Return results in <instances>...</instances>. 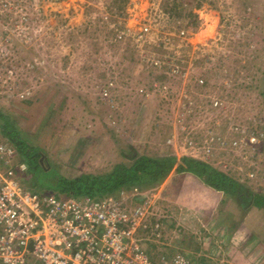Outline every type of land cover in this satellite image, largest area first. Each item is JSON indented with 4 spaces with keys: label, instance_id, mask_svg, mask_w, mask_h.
Wrapping results in <instances>:
<instances>
[{
    "label": "rangeland",
    "instance_id": "1",
    "mask_svg": "<svg viewBox=\"0 0 264 264\" xmlns=\"http://www.w3.org/2000/svg\"><path fill=\"white\" fill-rule=\"evenodd\" d=\"M124 1L0 0V108L43 148L42 166L58 165L63 176L130 164L121 155L128 146L179 158L188 139L196 143L192 159L264 197V0ZM174 4L197 15L199 25L168 14ZM144 23L152 33L138 41L134 31ZM209 136L212 155L197 149ZM235 137L249 150L232 146ZM200 181L171 174L156 188L108 198L130 203L155 194L168 216L161 240L151 243L160 255L251 264L254 252L241 254L225 227L228 218L239 227L247 213L257 217L248 226L263 251L255 253L264 255L261 209L230 196L220 204Z\"/></svg>",
    "mask_w": 264,
    "mask_h": 264
},
{
    "label": "built area",
    "instance_id": "2",
    "mask_svg": "<svg viewBox=\"0 0 264 264\" xmlns=\"http://www.w3.org/2000/svg\"><path fill=\"white\" fill-rule=\"evenodd\" d=\"M127 31L132 34L133 30ZM151 33L150 25L144 23L134 31V39L146 41ZM122 34L119 38H126L127 34ZM205 85L203 79L199 81V86ZM213 106L221 104L217 100ZM239 134L246 137L240 129ZM210 136L206 141L199 138V143H212ZM239 138L230 144L249 150ZM193 143L186 139L182 157H192L188 152ZM170 144L174 145V139ZM203 147L206 155H212V144L197 145V149ZM17 156L13 145L0 140V264H201L181 253L161 262L152 260L145 247L161 240L168 223L167 214L154 210L155 194L135 206L127 200L61 197L48 191L40 194L21 184L17 173L25 172L27 166L16 162Z\"/></svg>",
    "mask_w": 264,
    "mask_h": 264
},
{
    "label": "trees",
    "instance_id": "3",
    "mask_svg": "<svg viewBox=\"0 0 264 264\" xmlns=\"http://www.w3.org/2000/svg\"><path fill=\"white\" fill-rule=\"evenodd\" d=\"M182 3L192 6L193 1L182 0ZM166 11L168 14L179 18L182 17L181 15H185L189 20V27L193 28L199 25L197 15L185 7L174 4L172 8L170 7ZM0 135L16 148L19 160L28 166L25 178L20 180L21 184L29 190L40 192V194L53 191L57 195L72 198L89 197L97 200L109 196L119 198L122 192H131L135 189L147 191L156 188L171 174L191 173L203 179L207 187L212 190L237 198L245 205H250V209L259 208L264 214L263 196L253 194L245 185L209 164L192 158H178L173 155L150 156L137 152L134 146H128L124 151L121 150V155L122 158L129 159L130 164L118 163L105 173L63 176L60 174L58 165L51 164V168L48 170L42 166L39 160L43 156L40 153L43 148L37 146L34 143L37 140L23 132L17 126L16 120L2 108H0ZM28 176L31 177L28 178ZM135 199L142 200L141 196H137ZM257 241L260 242L258 239Z\"/></svg>",
    "mask_w": 264,
    "mask_h": 264
},
{
    "label": "crops",
    "instance_id": "4",
    "mask_svg": "<svg viewBox=\"0 0 264 264\" xmlns=\"http://www.w3.org/2000/svg\"><path fill=\"white\" fill-rule=\"evenodd\" d=\"M176 176L180 177V176H183V175H176ZM167 181H166L165 184H167L169 182V181L168 182ZM200 182H202V181H200ZM202 183H203L204 186L207 187V185L204 182H202ZM207 188L211 191V194L213 192V193H215V195H217L219 197L220 204H222V201L225 200L224 197L226 195H224L223 193L216 192V191L212 190L210 187H207ZM50 193H53V194H56L57 195V193H55L53 191H50ZM142 198L143 197H141V199ZM231 198H233V197H231ZM233 199H236V198H233ZM139 201L140 200L132 199L130 201V203L132 204V206H135L137 203H139ZM173 201H175V203H177V202H180L181 203V200L178 197V195L175 196V198H174ZM196 204H200L199 201H197ZM157 205H158V203H157ZM157 205H155V208H154L155 212H158V214H163L162 212H159V210L157 209ZM256 211H257V213H259V211L257 209H256ZM254 219H256V221H257V217L255 218L253 216V218H252L251 213H247L245 216H243V218L240 219V225H239V227H237V225L233 223V220H230L228 218V220L226 221V226L225 227L228 228V229H230V230H232L234 232V234L233 233L231 234L232 235L231 242L234 244V247L237 250H239V252L241 254H244V256H246L247 258H249L248 256L251 255L250 252L251 251L254 252V254L256 255V257L253 258V259L252 258L251 259L249 258L250 259L249 262L251 264H264V255H258L257 256V254L255 253V252H260L261 253L263 251H260V249H261L260 248V245H256L255 242H257V240H255V238H254L255 233H254V231L252 232L250 230V228H249V226H250L249 222L251 220H254ZM154 220H155V218L152 219V221H154ZM227 224L229 226H227ZM156 247L153 244H149L148 247H145L147 249V251L149 252V254H150V256H151V258H152L153 261L161 262L162 260H164L167 257V255L168 256H171L170 253L169 254H163V255L158 254V252H155ZM151 248H154V250L151 249ZM247 250H249V252ZM206 256L207 257H211L210 255H206ZM190 259L194 260V257H192ZM195 261H197V260H195ZM198 262L201 263V264H209V263H212L208 259H205V258L199 260ZM216 264H219V263H216Z\"/></svg>",
    "mask_w": 264,
    "mask_h": 264
}]
</instances>
